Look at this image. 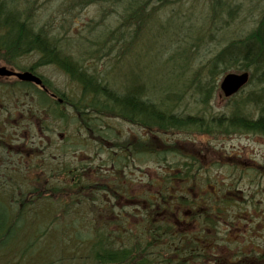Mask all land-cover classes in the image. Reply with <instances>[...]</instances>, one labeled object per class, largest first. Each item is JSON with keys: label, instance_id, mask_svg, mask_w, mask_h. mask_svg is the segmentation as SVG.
Returning <instances> with one entry per match:
<instances>
[{"label": "rangeland", "instance_id": "obj_1", "mask_svg": "<svg viewBox=\"0 0 264 264\" xmlns=\"http://www.w3.org/2000/svg\"><path fill=\"white\" fill-rule=\"evenodd\" d=\"M226 1L237 3L233 18L228 16L227 10L214 17L210 0H169L168 4L159 0H14L24 14L30 17L36 28L44 26L54 35L65 53L97 72L103 83L109 84L111 88L125 91L124 86L129 79H136L144 84L149 95L157 101L164 100V104L171 110L204 116L205 123L209 124L207 126H193L164 133L151 131L148 126L106 113L98 122L105 132H112V137L119 138L120 141L137 140L144 136L160 146L175 143L179 151L194 155L200 167L209 168L206 172L210 176V179H206L207 184H211L213 179L223 192L227 190V196L223 200L228 199V204L225 201V204L220 206L215 204L218 199L216 194L214 199L207 198V192L201 190V193L206 195V202L213 206V211L217 207L222 208V218H217L218 229H214L209 237H205L206 241L217 247H212L210 252L218 253L221 258L214 264H229L230 261L238 260L237 254L241 250L249 253L260 252L264 256V217L261 221L253 222L249 213L258 211V207L264 211V134L231 128L226 122V117L234 112V106L237 107V104L246 114L258 118L261 104L255 101L245 102L244 99L250 91L260 93L264 83L249 82V72L230 68L217 75L216 88L206 103L201 100L197 87L198 81H207L211 59L219 49L232 40L246 36L264 14V0ZM134 9L143 15L145 24L140 30H136L134 18L131 19L134 24H127L128 16L135 12ZM226 19L229 20L226 22ZM0 51L4 52L1 48ZM21 57L23 64H36L38 72L47 78L50 87L61 94L71 100L81 95L82 87L71 80L59 66L38 65L41 53L37 50L28 51ZM230 73H248L249 79L241 89L228 96L222 90L221 83ZM5 97L6 101H13L12 95ZM6 104L8 105V102ZM12 105L11 107L15 106V101ZM40 106L38 105L37 140L39 144L46 140L53 142L55 160L65 158L64 162L73 164L83 160L96 165L103 162L106 155L96 153L97 145L94 147L92 142L84 144L93 138L88 139L90 132L74 107L66 103L65 107L63 106L66 118L61 119L55 117L56 114L52 118L47 117L45 110ZM220 117L225 120V124L214 122V119ZM208 120L212 123L207 122ZM209 126L210 131L204 132ZM13 128L8 129L9 138H13L15 134L24 138L31 135L28 130ZM46 130L49 132L46 133ZM10 145L6 144L11 153H7L5 159L14 164L21 160L22 163L19 164L23 168L28 164L25 161L28 156L19 153L21 151L18 143ZM109 146L110 144L107 147ZM168 169L167 165L148 161L133 171L126 169L118 173L125 177L123 180L128 183L133 193L148 194L158 190L149 179L157 178ZM13 172L7 169L6 175L2 174V177L11 180L10 185L17 188L16 194H20L22 189L32 184L24 179L30 178V175L34 177L35 172L23 169L16 176L19 180L8 176ZM145 172L149 177L142 175ZM203 183L206 184L205 180ZM1 192L3 193L4 189ZM247 199L255 201V204L259 202L256 204L257 208ZM31 212L34 213L33 210ZM51 218V210L40 211L31 221L28 216L24 218L26 227L38 228L36 230L40 233L34 234L33 229L26 228L27 231L15 239L20 245L38 240V248H34L35 252L25 259H19L18 250L13 251L10 259L12 261L8 264H97L83 254L85 252L82 247L87 239L79 243L78 238L61 229L58 230L59 234L49 232L50 226L53 227ZM100 219L108 221L111 215L105 214ZM137 221V218L130 217L129 226L134 227ZM44 223L51 225L39 230ZM176 223L178 231L188 233L201 229L197 220L189 219L182 223L177 220ZM112 227L115 228V225ZM133 238L137 239L136 236ZM118 240L121 241L122 238ZM167 241L165 238L164 242ZM5 261V258L0 259V264ZM251 264H264V260L254 257Z\"/></svg>", "mask_w": 264, "mask_h": 264}, {"label": "trees", "instance_id": "obj_2", "mask_svg": "<svg viewBox=\"0 0 264 264\" xmlns=\"http://www.w3.org/2000/svg\"><path fill=\"white\" fill-rule=\"evenodd\" d=\"M159 1L168 4L169 0ZM210 1L214 17L227 10L228 16L233 18L237 3ZM134 10L128 16L127 24H134L131 20L134 18L136 30H140L145 24L143 15L137 9ZM0 36V48L4 51L37 50L41 53L38 65L56 64L82 87L81 95L72 100L51 87L65 100L64 104L53 101L51 114H56L55 117L61 119L66 118L63 106L69 103L85 122L90 132L88 139L93 138L83 143L92 142L94 147L97 145V154L106 155L103 162L97 165L83 160L73 164L64 162L65 158L55 160L54 145L51 150L52 183L38 182L22 189L20 194H16V187H5L3 193L0 188V259H6L3 264L12 261L13 251H19V259L30 257L35 252L38 240L20 245L15 237L24 234L26 228L33 229L34 234L40 233L36 230L38 228L26 227L23 220L28 216L31 221L35 214L49 210L52 211L50 223L53 222V227L49 225V232L57 234L61 229L78 238L79 243L87 239L82 247L85 252L83 254L97 264H214L220 260L218 253L210 252L217 247L205 238L214 229H218L217 218H222V208L217 207L213 211V206L206 202V195L201 193L207 187L206 178L209 176L206 172L209 168L200 167L194 155L179 151L175 143L160 146L157 142H150L149 137L120 141L119 138L112 137V132H105L98 122L106 113L143 124L151 131L164 133L193 126H207L209 124L205 123L204 116L171 110L164 104V100L160 102L149 95L144 84L136 79H129L124 86L125 91L111 88L109 84L103 83L97 72L65 53L54 35L44 26L36 28L14 0H0ZM230 68L249 72V82L264 83V14L246 36L228 42L211 59L207 81L197 83L204 103L216 88L217 75ZM38 100L41 108L42 105L47 108L49 106L46 100L51 98L39 90ZM244 101L261 104L258 118L246 114L237 104L234 112L226 117L227 125L238 130L264 134V87L258 94L250 91ZM221 118L214 119V122L225 124V120ZM207 122L212 123L211 120ZM208 131L210 126L204 132ZM61 155L64 156L62 152ZM148 161L167 165L169 169L157 178L149 179L158 188L156 192L133 193L123 180L125 177L118 172L126 169L133 171L135 167H142ZM142 175L149 177L146 172ZM209 190L207 197L214 199L215 193L210 188ZM225 201L228 204V199L218 198L215 204L220 206ZM105 214L111 215V219L102 221L100 217ZM130 217L138 219L134 227L129 226ZM189 219L199 221L200 231L187 233L177 230V220L182 223ZM49 226L44 223L39 230ZM135 236L137 239L133 238ZM118 238L122 240L119 241ZM165 238L168 239L166 243ZM237 255L238 260L230 261L229 264H251L254 257L264 260V256L256 251L249 253L241 250Z\"/></svg>", "mask_w": 264, "mask_h": 264}, {"label": "flooded vegetation", "instance_id": "obj_3", "mask_svg": "<svg viewBox=\"0 0 264 264\" xmlns=\"http://www.w3.org/2000/svg\"><path fill=\"white\" fill-rule=\"evenodd\" d=\"M27 52L18 51V50H10V51H0V66H5L7 69L17 73V72H30L34 75H39L42 77L43 83L42 85L31 81V80H25L21 79L16 74L11 75H3L0 74V100L3 101L0 102V188L3 189L5 187H12L10 185L11 180H6V178L2 177L5 174V170L10 169L13 170V174L9 177H14L16 179V176L18 175V172L20 174V171L25 169L30 172H35L34 177L30 175V178L24 179L25 181H28L30 186L35 185L39 182V184H50L52 183V167H53V153H52V147L53 142H49L46 140V142H40L38 143L37 135L38 132V91L44 92L47 96L51 97V100H46V104H48L49 107H43V109L46 112L47 117L52 118V102L55 100L62 102L64 101L63 97H54V93L52 88H50V85L48 84V80L45 76L41 75L37 70L36 64H23L21 61V56ZM6 95H12L13 101L9 100L6 101ZM12 98V97H11ZM62 98V99H61ZM15 101V106L12 104ZM8 102V105L6 104ZM7 106V107H6ZM46 123H49V121H46ZM42 124V122H41ZM50 125V124H46ZM15 126V127H14ZM42 126V125H41ZM14 127V128H13ZM18 128L23 130H28L31 132V135L27 138L19 137L15 134L13 138H9L7 136L8 129ZM22 130V131H23ZM49 130H46V133H48ZM144 138V136H143ZM17 144L20 148L19 152L20 154H25L28 156V159H25V161L28 163L26 166H23L21 168L19 162L22 163V161H18L17 163H12L9 159H5L7 153H11L9 150V147L6 146V144ZM10 145V146H11ZM215 165V164H214ZM21 169V170H20ZM40 171V173L38 172ZM51 172V173H50ZM13 179V180H14ZM206 179H210V176ZM16 180H19L18 178ZM9 181V182H8ZM211 184H206L207 187L205 189L206 192H208L209 188L211 189V192L215 193L217 195L216 198H226L227 190L224 192L221 190V188L216 186V181L211 179ZM26 183V182H24ZM16 184V183H15ZM210 191V190H209ZM197 198H199L197 196ZM209 198V197H207ZM248 198V197H247ZM248 202L253 204V207H256V204L259 202L247 199ZM252 216V221H261V219L264 217V211L261 209V207H258V211L249 212ZM245 245V244H242Z\"/></svg>", "mask_w": 264, "mask_h": 264}, {"label": "water", "instance_id": "obj_4", "mask_svg": "<svg viewBox=\"0 0 264 264\" xmlns=\"http://www.w3.org/2000/svg\"><path fill=\"white\" fill-rule=\"evenodd\" d=\"M11 70H7L6 67H0V74H13ZM20 78L26 79V80H33L39 84L42 83V79L34 75L30 72H22V73H16ZM249 75L248 73H242V74H236V73H230L227 74L222 83L221 88L225 92L226 95H232L236 93L241 87L248 82Z\"/></svg>", "mask_w": 264, "mask_h": 264}]
</instances>
